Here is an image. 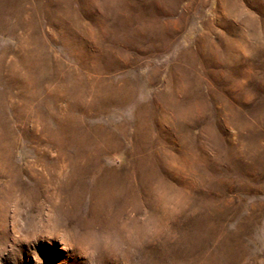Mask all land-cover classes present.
Returning a JSON list of instances; mask_svg holds the SVG:
<instances>
[{
    "label": "rangeland",
    "instance_id": "374dc122",
    "mask_svg": "<svg viewBox=\"0 0 264 264\" xmlns=\"http://www.w3.org/2000/svg\"><path fill=\"white\" fill-rule=\"evenodd\" d=\"M209 263L264 264V0H0V264Z\"/></svg>",
    "mask_w": 264,
    "mask_h": 264
},
{
    "label": "bare ground",
    "instance_id": "6f19581e",
    "mask_svg": "<svg viewBox=\"0 0 264 264\" xmlns=\"http://www.w3.org/2000/svg\"><path fill=\"white\" fill-rule=\"evenodd\" d=\"M167 25H168V24H167ZM250 220H251V219H250ZM247 222H248V221H247ZM243 225H244V224H243ZM221 229H222V228H221ZM208 234H209V233H208ZM210 234H211V233H210ZM220 236H221V235H220ZM218 239H219V238H218ZM228 240H229V239H228ZM219 242H220V241H219ZM224 242H226V241H224ZM229 243H230V241H229ZM230 244H231V243H230ZM230 244H229V245H230ZM238 245H239V244H238ZM221 246H222V245H221ZM224 246H225V245H224ZM227 246H228V245H227ZM222 248H223V247H222ZM223 249H224V248H223ZM225 249H226V248H225ZM234 250H236V249H234ZM222 252H223V251H222ZM228 252H229V251H228ZM236 252H237V251H236ZM231 253H232V252H231ZM219 254H221V253L219 252ZM214 256H215V255H214ZM221 256H222V255H221ZM239 256H240V255H239ZM225 257H226V256H225ZM225 257H223V258H225ZM231 257H232V256H231ZM235 257H236V256H235ZM212 258H213V257H212ZM212 258H211V259H212ZM219 258H220V257H219ZM228 258H229V257H228ZM245 258H247V257H245ZM213 259H214V258H213ZM242 259H243V258H242ZM221 260H222V259H221ZM244 260H245V259H244ZM235 261H236V260H235ZM242 261H243V260H242ZM255 261H256V260H255ZM236 263H237V262H236ZM236 263H235V264H236ZM209 264H210V263H209ZM240 264H241V263H240ZM243 264H244V263H243Z\"/></svg>",
    "mask_w": 264,
    "mask_h": 264
}]
</instances>
